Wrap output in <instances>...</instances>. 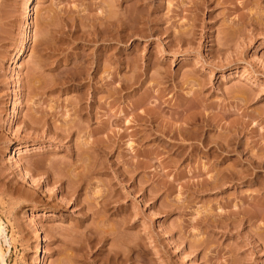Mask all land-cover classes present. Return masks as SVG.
Masks as SVG:
<instances>
[{
  "label": "rangeland",
  "instance_id": "374dc122",
  "mask_svg": "<svg viewBox=\"0 0 264 264\" xmlns=\"http://www.w3.org/2000/svg\"><path fill=\"white\" fill-rule=\"evenodd\" d=\"M28 7L0 0L5 264H37L40 239L44 264H264V225L248 219L264 214V0ZM106 18L126 42L118 25L97 37ZM216 145L228 152L210 157Z\"/></svg>",
  "mask_w": 264,
  "mask_h": 264
},
{
  "label": "bare ground",
  "instance_id": "6f19581e",
  "mask_svg": "<svg viewBox=\"0 0 264 264\" xmlns=\"http://www.w3.org/2000/svg\"><path fill=\"white\" fill-rule=\"evenodd\" d=\"M34 1L35 0H28V3H29V7H28V9H27V16L28 17H31V11L33 10V3H34ZM104 20H105V18H104ZM121 21V22H120ZM120 21H118L119 23L117 24L118 25V27H117V25L115 26V24H114V22H112V20H110L109 18H106V21H105V26L106 27H104L103 29H102V31L98 28V30H96L95 32H97V37L99 38L100 37V34H101V36H102V33L105 31V30H108V31H111V29H113L114 30V28H116V29H120V31H116V32H120L118 35L119 36H113L114 38H116L117 40V42L118 43H124V42H126L128 39V37H129V35H128V33L126 32L127 31V26L128 25H126V23L123 21V19L122 20H120ZM127 22V21H126ZM94 26V25H93ZM99 26V25H98ZM102 26V25H101ZM113 26H115L114 28H111V27H113ZM103 27V26H102ZM31 28H32V22H30V24H29V26L27 27V32H26V34H27V37H28V35L30 36V32H31ZM111 28V29H110ZM95 29H96V27H95ZM94 29V30H95ZM118 29V30H119ZM129 30V29H128ZM107 31V32H108ZM113 32V31H112ZM106 33V32H105ZM93 34V33H92ZM94 35H95V33H94ZM93 35V36H94ZM88 36V35H87ZM25 38V40H24V42H23V51H22V53L21 54H24L26 51H28L29 49H30V39L29 38ZM96 37V36H95ZM112 37V36H111ZM91 39V38H90ZM100 39V38H99ZM102 39V38H101ZM94 40V39H93ZM97 41V40H96ZM96 57H98V56H96ZM100 57V56H99ZM93 65H95V66H93ZM88 66H90L89 64H88ZM95 68V69H94ZM91 69H94L95 71H96V69L97 70H99V68H98V63H95V62H93L92 64H91ZM88 75V74H87ZM81 78V77H80ZM137 106V105H136ZM16 110H14V118H15V116H16ZM137 117V116H136ZM139 118H144V116H138V119ZM143 120V119H142ZM129 123V122H128ZM178 128V127H177ZM184 128V127H183ZM192 130V129H191ZM190 130V131H191ZM134 133H136V132H134ZM173 133V132H172ZM188 133V132H187ZM203 134H204V132H202ZM201 133V134H202ZM177 136H178V138L180 139V138H183L184 137V140H185V136H184V129L182 130V127L181 128H179L178 130H177V134H176ZM193 136V138H192V136ZM198 135L200 136V133H199V131H197L196 133L194 132V133H191L190 134V138H192V139H194L196 136L198 137ZM134 136H137V135H134ZM189 136V135H188ZM204 138H205V149H206V147H209L208 146V143H209V137L207 136V133L205 132V134H204ZM170 137V136H169ZM171 137H173L174 138V136H171ZM196 137V138H197ZM200 137H202V136H200ZM138 138V137H137ZM177 138V137H176ZM139 139H140V136H139V138H138V141H139ZM202 139V138H201ZM183 140V139H182ZM201 141V140H200ZM204 141V140H203ZM203 143V142H202ZM174 144V143H173ZM14 145V144H13ZM175 145V144H174ZM172 146V145H171ZM181 147V146H180ZM183 147V146H182ZM97 148H99V146L95 143L94 145H93V149H97ZM179 148V147H178ZM19 148H17L16 146H12V148L10 149H8L7 150V153L8 154H13L14 155V160H13V164H14V168L16 169V171L17 170H20V171H22V173L24 174V177L27 179V181L28 180H30L31 179V174H30V172L28 173V174H25V172L23 171L24 169H22V167L23 166H21L22 164H21V157H23L24 155H25V153L24 152H22V151H20V150H18ZM101 149V148H100ZM180 149V148H179ZM184 149V148H183ZM182 149V150H183ZM208 149V148H207ZM102 150V149H101ZM100 150V151H101ZM181 150V151H182ZM97 151V150H96ZM103 151V150H102ZM178 151V150H177ZM180 151V150H179ZM180 151V152H181ZM183 152H184V150H183ZM223 152H228L227 151V148L226 147H224V146H220V145H216V147H211V148H209L208 149V151L206 152V153H208L209 155H210V157H215V158H218V157H220L221 155L220 154H222ZM181 154H183L182 152H181ZM181 154H179V156L181 155ZM185 154V153H184ZM183 154V155H184ZM107 166V165H106ZM87 167H90V166H87ZM83 168V167H82ZM86 168V167H85ZM88 170H89V172H91V171H98V170H104L105 169V165L103 164V162L102 163H98L97 165L96 164H94L92 167H90V168H87ZM86 170V169H85ZM84 170V171H85ZM19 171V172H20ZM66 172V171H65ZM72 173V172H71ZM30 174V175H29ZM82 175V174H81ZM60 176V175H59ZM62 176H63V174H62ZM64 177V176H63ZM86 177V175H83V176H81V178L83 179V178H85ZM230 177V176H229ZM229 177H227V179H231V178H229ZM23 180H24V178L23 177H21ZM235 178V177H234ZM80 180V179H79ZM26 181V180H25ZM31 181H33V180H31ZM225 182H227V180L226 181H222V183L221 184H218V182L217 181H213V182H210V185L213 187V188H218L219 186L221 187V186H224L225 185ZM27 183V182H26ZM29 183L31 184V182L29 181ZM33 184H34V181L32 182ZM28 184V183H27ZM207 184H209V183H207ZM29 185V184H28ZM39 185V184H38ZM30 186V185H29ZM32 186H34V185H32ZM33 188H35V187H33ZM77 202H78V200H77ZM102 206L103 207H107V206H109L112 202L109 200V199H102ZM236 214H239V211L236 213ZM253 214V213H252ZM260 218V219H259ZM242 219V218H241ZM248 219L250 220V221H253L254 223L255 222H257L258 220H261V223L264 225V214H262V215H260V216H258V215H256V214H254V215H251V216H249L248 217ZM242 222H243V219H242ZM241 223V222H240ZM40 230V229H39ZM41 231V230H40ZM0 233H2L1 231H0ZM41 233H44L43 231L41 232ZM45 234V233H44ZM94 241V240H93ZM95 241H96V239H95ZM42 242H43V240L42 239H40L39 240V242H38V244L35 246V250H34V254H33V258H36L37 259V264H44V262H45V256L43 255V247H42ZM127 244V243H126ZM131 245H132V243H131ZM129 247V246H128ZM135 247V246H134ZM127 248V247H126ZM127 249H129L130 250V248H127ZM134 250V249H133ZM132 250V251H133ZM112 252V251H111ZM130 252V251H129ZM111 254V253H110ZM139 255V254H138ZM102 260V259H101ZM100 261V260H99ZM130 261V258L127 256V255H123V257H118V254L115 252H113V256H110V257H107V260H106V264H127L128 262ZM0 262H1V264H5V258H4V254H3V252H2V250H1V247H0ZM104 263V264H105ZM81 264H99L98 262H96V261H94V262H91L89 259H84L83 261H81Z\"/></svg>",
  "mask_w": 264,
  "mask_h": 264
}]
</instances>
